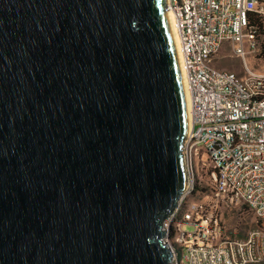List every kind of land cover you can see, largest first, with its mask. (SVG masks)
Instances as JSON below:
<instances>
[{
    "label": "water",
    "instance_id": "obj_1",
    "mask_svg": "<svg viewBox=\"0 0 264 264\" xmlns=\"http://www.w3.org/2000/svg\"><path fill=\"white\" fill-rule=\"evenodd\" d=\"M166 0H0V264H171L188 186Z\"/></svg>",
    "mask_w": 264,
    "mask_h": 264
},
{
    "label": "built area",
    "instance_id": "obj_2",
    "mask_svg": "<svg viewBox=\"0 0 264 264\" xmlns=\"http://www.w3.org/2000/svg\"><path fill=\"white\" fill-rule=\"evenodd\" d=\"M166 8L190 120L182 145L188 186L162 223L170 262H262L264 0H166ZM226 55L240 60V73L216 65Z\"/></svg>",
    "mask_w": 264,
    "mask_h": 264
},
{
    "label": "rangeland",
    "instance_id": "obj_3",
    "mask_svg": "<svg viewBox=\"0 0 264 264\" xmlns=\"http://www.w3.org/2000/svg\"><path fill=\"white\" fill-rule=\"evenodd\" d=\"M224 49H226V47H224ZM216 65L219 67H222V68L234 70L237 73H240L242 71L240 60L236 57L233 58L229 55H226V56L222 57L221 59L220 58L217 59ZM194 197H196V194L190 193V194L184 196V201L186 200V198L191 200V199H194ZM170 223L172 224L173 221L171 220ZM262 262H264V261H262ZM259 263H255V264H259Z\"/></svg>",
    "mask_w": 264,
    "mask_h": 264
},
{
    "label": "bare ground",
    "instance_id": "obj_4",
    "mask_svg": "<svg viewBox=\"0 0 264 264\" xmlns=\"http://www.w3.org/2000/svg\"><path fill=\"white\" fill-rule=\"evenodd\" d=\"M166 13H167V19H168V23H169V26H170L171 34H172V37H173V41L175 43V48H176L177 57H178V61H179V66H180V73H181L183 90H184V98H185V101H186L185 103H186V111H187V124H188V128H189L190 120H189L188 105H187V92H186L185 84H184V74H183V70L181 68L179 46H178L177 39H176V33H175V30H174L173 24H172V22H173L172 13L171 12H167V11H166Z\"/></svg>",
    "mask_w": 264,
    "mask_h": 264
},
{
    "label": "trees",
    "instance_id": "obj_5",
    "mask_svg": "<svg viewBox=\"0 0 264 264\" xmlns=\"http://www.w3.org/2000/svg\"><path fill=\"white\" fill-rule=\"evenodd\" d=\"M259 264H264V262H260Z\"/></svg>",
    "mask_w": 264,
    "mask_h": 264
}]
</instances>
